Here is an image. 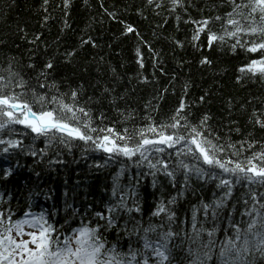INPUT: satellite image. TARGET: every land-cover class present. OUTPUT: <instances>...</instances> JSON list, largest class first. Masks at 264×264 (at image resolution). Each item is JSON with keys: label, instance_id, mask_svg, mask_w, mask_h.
Listing matches in <instances>:
<instances>
[{"label": "trees", "instance_id": "obj_1", "mask_svg": "<svg viewBox=\"0 0 264 264\" xmlns=\"http://www.w3.org/2000/svg\"><path fill=\"white\" fill-rule=\"evenodd\" d=\"M185 3L186 12L178 9L176 14H169L149 6L147 0H67V6L65 0H0V69H6L11 62L28 86L42 94L70 96L71 90H77L79 104L90 110L98 127H112L122 133L125 128L132 132L144 127L149 118L156 123L167 122L183 99L189 106V119L199 123L204 116L209 117L207 125L214 136L221 138V143L230 140L238 144L245 139L264 143V129L249 123L254 108L264 111V79L240 78L238 71L254 54L242 49L233 52L227 43L214 44L210 49L204 34L197 42L199 47H194L191 38L196 26L185 23L224 16L231 11L230 5L227 0ZM157 11L160 15H156ZM221 23L213 22L210 27L219 33ZM126 25H131L139 35L126 33ZM89 38L90 43H81ZM176 40L182 41L184 47H178ZM138 49L143 67L138 63ZM72 51L75 56L66 55ZM205 57L210 64H201ZM48 61H52L54 69L47 70L44 81L40 73L46 71ZM30 64L34 67L30 68ZM0 75L8 73L0 71ZM41 82L55 87L40 89ZM65 99L71 103L68 96ZM129 114L131 118L125 119ZM24 143H31V137ZM44 146L43 139L34 145L37 149ZM56 152L51 149L46 155L35 157L24 153L0 154V194L6 202L4 207L15 213L14 218L31 201H41L55 208V221L62 224L71 213V209L65 211L66 203L81 214L89 206L100 210L111 198L113 178L121 167L126 169L120 178L125 186L129 177L148 171L146 167L136 169L123 158L106 167H96L105 163L107 155L102 151H85L82 142L71 151L61 147L59 155ZM9 169L11 173L5 175ZM190 183L184 197L172 206L177 216L176 230H190L193 207L201 201L211 202L213 193L219 195L212 182L204 184L193 178ZM181 187L182 175L177 176L175 188L163 176L157 177L155 188L150 175L140 178L138 191L145 224L150 218L153 223L160 222L161 218L151 215L157 203L161 199L166 203ZM244 191L239 186L234 190L229 208ZM236 207L234 215L239 220L243 204ZM76 224L78 220L73 225ZM217 235L223 239V225ZM108 238L114 240L115 234Z\"/></svg>", "mask_w": 264, "mask_h": 264}, {"label": "snow or ice", "instance_id": "obj_2", "mask_svg": "<svg viewBox=\"0 0 264 264\" xmlns=\"http://www.w3.org/2000/svg\"><path fill=\"white\" fill-rule=\"evenodd\" d=\"M227 3L231 11L224 16L185 21L196 26L191 42L198 48L197 42L204 34L210 49L214 44L227 43L233 52L242 49L254 54L238 69L240 78L264 79V0ZM147 4L169 14H176L178 9L187 11L185 0H147ZM176 19L180 20L178 14ZM213 22H222L219 33L211 29ZM126 33L136 30L126 25ZM39 39L37 36L36 40ZM90 42L91 38L81 40L82 44ZM174 43L184 47L182 41ZM137 54L143 67L139 49ZM66 55L75 56V52ZM210 63L207 57L201 61ZM44 67L46 71L40 76L47 81V70H53L54 64L48 61ZM0 71L8 73L0 75V154L24 153L35 157L56 149L59 155L61 147L71 151L82 142L85 151H102L107 155L105 163L96 167H106L123 158L136 169H148L147 173L129 177L125 186L120 178L126 169L121 167L113 178L111 198L100 210L89 206L81 214L66 203L65 211L71 209V213L59 225L54 220L56 211L25 212L24 218H14L15 213L4 207L6 202L0 196V264H264V143L248 139L238 144L230 140L221 143V138L214 136L207 125L209 117L204 116L199 123L189 119V106L183 99L167 122L156 123L149 118L144 127L132 132L125 128L122 133L112 127H98L90 110L79 104L77 90H71L70 96L42 94L28 86L11 62ZM38 87L50 89L55 85L41 82ZM200 99L203 101L204 97ZM130 118V114L125 117ZM103 119L101 113L100 120ZM249 123L264 129V111L254 108ZM28 137L31 143L25 144ZM41 139L44 148H35L36 141ZM246 152L251 154L245 155ZM10 173V169L5 171V175ZM145 175L152 177L153 188L158 176L166 177L175 188L177 176L182 175V187L176 195L166 203L161 199L151 214L161 218L159 223L150 218L145 224L142 219L138 189L140 178ZM193 178L204 184L214 183L219 195L213 193L211 202L201 201L193 207L190 230H176L177 216L172 206L184 197ZM238 186L245 191L229 208ZM238 203L243 204L244 210L240 212L241 219L236 220ZM222 225L223 239H219ZM113 233L115 239L109 240Z\"/></svg>", "mask_w": 264, "mask_h": 264}]
</instances>
